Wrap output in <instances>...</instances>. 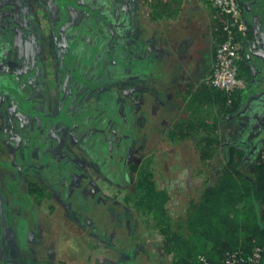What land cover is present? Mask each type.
Wrapping results in <instances>:
<instances>
[{
  "label": "rangeland",
  "instance_id": "1",
  "mask_svg": "<svg viewBox=\"0 0 264 264\" xmlns=\"http://www.w3.org/2000/svg\"><path fill=\"white\" fill-rule=\"evenodd\" d=\"M51 1L0 0V42L9 43L4 54L22 62L21 68L10 69L15 79L6 77L0 88L14 86L13 96L27 97V107L37 113L19 110L22 105H11L5 92L0 93V191L12 222L5 241L7 264H83L89 256L84 240L97 234L98 240L114 248L111 240L122 238L125 227L137 221L122 200L132 183L127 168L151 152L153 167L159 169L156 177L169 182L175 192L190 195L208 173L199 174L192 141L164 142L162 129L170 123L146 122V128L143 113L140 118L134 113L136 104L148 105L143 95L157 87L148 72L155 75L160 67L157 46L163 37L148 2L78 0L56 33ZM45 14L49 26L39 22ZM171 23L168 19L160 30H168ZM257 79L262 82L264 77ZM163 96L171 98L172 93ZM248 104L252 107V100ZM236 117L230 122L233 128L223 125L221 157L226 161L229 148L237 147L245 152L243 166L248 168L264 144L234 146L228 131L233 129L237 137L245 129L246 136L254 137L262 124L245 111ZM29 178L40 180L51 193L42 205L27 193ZM183 196L176 199L181 209L187 198ZM3 243L0 230V260ZM153 245L151 240L149 247ZM90 256L89 264H94L97 255ZM107 259L99 263L110 264Z\"/></svg>",
  "mask_w": 264,
  "mask_h": 264
},
{
  "label": "trees",
  "instance_id": "2",
  "mask_svg": "<svg viewBox=\"0 0 264 264\" xmlns=\"http://www.w3.org/2000/svg\"><path fill=\"white\" fill-rule=\"evenodd\" d=\"M65 1H51L55 7V20H53L55 24L52 26L56 33L69 18V9L78 2L73 0L72 4H68ZM146 2L152 8V20L158 21L160 18L177 15L178 9L185 0H146ZM237 3L239 12L233 16L222 12L211 1L213 12L219 15L214 24L216 46L213 64L219 45L228 37L226 27L232 31L236 43L240 44L237 18L240 16L241 9L238 0ZM85 8L88 10V7ZM46 18L47 14L39 22L49 26ZM8 35L10 38L12 34L8 33ZM7 43L0 42V81L6 77L14 80L16 74L12 70L22 67V62L14 56L10 58L12 61L6 58L4 50L9 45ZM241 54L239 45V54L235 62L238 76L242 81L239 87L230 92L213 87L209 83V77L213 72L212 65L201 94L184 95L187 117L180 119L177 123H170L168 127L162 129L165 133L163 140L168 141L170 145H178L188 140L193 142L200 163L199 174L208 170L204 180L197 184L194 191L188 193L190 195H184L178 190L175 192L169 182L156 177L159 169L156 171L153 167L154 152L144 156L140 162L131 163L127 168V178L130 175L132 183L131 187L125 190L122 200L128 214L135 215L136 224L125 227L123 235H120L122 238L117 235L116 239L111 240L114 242V248L98 240L100 234H97L95 239H85L83 247L89 256L85 257L83 264L92 262L90 256L92 254L97 255L94 264H100L99 262L104 258H110V262L107 261L110 264H202L201 258H206L210 264H225L227 254L238 252L240 256L248 259L256 248L262 249V255L260 261L255 264H264V147L258 151L252 165L248 168L243 166L245 152L237 147L229 148L226 161L221 157V145L224 140L222 120L235 114L239 116L245 107L240 106L242 98L245 96L250 99L251 93L254 92L253 86L249 91L244 92L248 85L247 68L240 62ZM13 62H17V66L11 67ZM262 68L264 69V65ZM258 75L261 74L258 72ZM176 91L178 94L181 93L177 88ZM1 92H5L4 95L10 100L11 105L15 104L17 108L22 105V108H18L19 110L29 115L37 114L35 108L30 105L27 107V97L13 96L16 93L14 86L4 88L2 86ZM136 106L134 113L139 114L138 118H140L143 106L138 104ZM61 114H63L62 111ZM58 117L62 118V115ZM58 117L52 118V121ZM141 122L144 124V119H141ZM148 124L146 123V128L149 127ZM213 165L218 168H212ZM176 167L177 165L175 169ZM25 188L29 195L35 197L38 205H42L51 197L47 186L37 178H29ZM116 195L118 196L119 193ZM178 196L187 197L183 209L179 208L176 202ZM3 206L9 230L12 222L4 199ZM49 209L53 212L54 206L51 204ZM174 209L180 213L174 214ZM0 228L3 234L1 218ZM8 230L5 241H8ZM120 230L117 231L121 234ZM151 240L154 242L153 247H149ZM77 241L79 242V239ZM105 248L112 250L114 254L111 255ZM98 249L101 250L100 254ZM125 250L128 252L127 255L125 253L123 255ZM155 254L161 258L160 262L155 261L157 258ZM4 261L3 257L0 264H4Z\"/></svg>",
  "mask_w": 264,
  "mask_h": 264
},
{
  "label": "crops",
  "instance_id": "3",
  "mask_svg": "<svg viewBox=\"0 0 264 264\" xmlns=\"http://www.w3.org/2000/svg\"><path fill=\"white\" fill-rule=\"evenodd\" d=\"M238 2L241 9L240 16L237 18L238 40L242 50L240 62L247 68L248 85L244 92L249 91L251 86L254 87L255 92L251 93L250 99L244 96L240 106H245L242 112L253 115L262 125H260V134L254 137L246 136L245 129H241V135L236 137L231 129L228 131L231 136L228 140L233 141L234 146L236 144L245 146L253 142L264 144V79L262 82L257 79L258 72L264 77L262 68L264 65V0H238ZM218 18L219 15L213 12L210 0H185L178 9L177 15L160 18L157 21L160 31L158 35L163 37L162 43L157 46V66L160 67L155 75L147 71L157 87L143 95V100H149V103L147 102L149 106L146 104L142 108L144 123H177L180 119L187 117L184 95L201 94L203 84L210 74L216 46L214 24ZM168 19L173 21V24L171 23L173 26L166 31L160 30L162 23L165 24ZM172 83V92H169ZM176 88L181 91L180 94L177 93ZM163 92L172 93L171 98L166 97L168 94L163 96ZM249 100H252V107L248 104ZM142 104L144 105L145 102L143 101ZM236 115L222 120L223 130L224 123H228L231 127L230 122L234 123L232 119L237 118ZM244 121L251 120L245 118Z\"/></svg>",
  "mask_w": 264,
  "mask_h": 264
},
{
  "label": "built area",
  "instance_id": "4",
  "mask_svg": "<svg viewBox=\"0 0 264 264\" xmlns=\"http://www.w3.org/2000/svg\"><path fill=\"white\" fill-rule=\"evenodd\" d=\"M222 12L228 15L236 16L238 14L237 0H211ZM228 37L222 42L217 51L215 62L213 64V72L209 77V83L221 90L230 92L239 87L242 83L238 76L236 59L239 54V44L236 43L232 31L225 28ZM262 249L256 248L252 256L248 259L240 256V253L234 252L227 254L225 264H255L261 259ZM202 264H210L206 258H201Z\"/></svg>",
  "mask_w": 264,
  "mask_h": 264
},
{
  "label": "water",
  "instance_id": "5",
  "mask_svg": "<svg viewBox=\"0 0 264 264\" xmlns=\"http://www.w3.org/2000/svg\"><path fill=\"white\" fill-rule=\"evenodd\" d=\"M0 218H1V223L3 226V239H4V243H3V247H4V258H5V264H7V258H6V244H5V235L7 234V230H8V225H7V220L4 216V206H3V197L1 195L0 192Z\"/></svg>",
  "mask_w": 264,
  "mask_h": 264
}]
</instances>
